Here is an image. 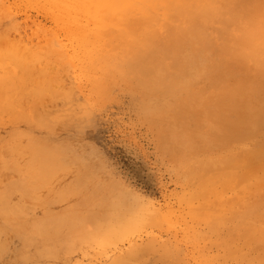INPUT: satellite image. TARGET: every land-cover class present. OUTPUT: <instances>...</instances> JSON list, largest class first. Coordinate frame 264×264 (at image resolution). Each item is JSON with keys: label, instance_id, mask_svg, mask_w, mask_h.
I'll return each instance as SVG.
<instances>
[{"label": "rangeland", "instance_id": "rangeland-1", "mask_svg": "<svg viewBox=\"0 0 264 264\" xmlns=\"http://www.w3.org/2000/svg\"><path fill=\"white\" fill-rule=\"evenodd\" d=\"M84 1L0 0V264H264V0Z\"/></svg>", "mask_w": 264, "mask_h": 264}, {"label": "bare ground", "instance_id": "bare-ground-1", "mask_svg": "<svg viewBox=\"0 0 264 264\" xmlns=\"http://www.w3.org/2000/svg\"><path fill=\"white\" fill-rule=\"evenodd\" d=\"M96 1V0H95ZM98 1V3L100 4V3H102L103 2V0H97ZM104 1H111V0H104ZM128 1V0H127ZM126 1V2H127ZM135 1V4H137V3H140L141 5H144V6H147V7H149V6H153V5H161L162 7L164 6V7H167V9H168V11H171V8H178V7H180V6H182L183 4H186V5H190V6H192L193 8L192 9H198V12H196L197 14H198V16L199 15H202V17H203V22H205L206 24H208V22L210 21V20H216V19H218L220 16H219V13L217 12V10H216V4H218L219 2H220V0H213V2H214V9H213V7H212V1H210V2H203V0H134ZM237 1V0H236ZM77 2H80V3H78V5H80V6H82V8H84V6H86L87 4H85V1L83 0V2L82 1H80V0H76V3ZM87 2V1H86ZM115 2H116V0H115ZM115 2H113V3H115ZM121 2H123V0L121 1V0H117V2L116 3H120V4H122V6H123V4L124 3H121ZM93 3V0H90V4L89 5H93L92 4ZM107 3V2H106ZM235 3V2H234ZM263 3V2H262ZM129 4V3H128ZM134 4V5H135ZM237 4V3H236ZM111 5V4H110ZM114 5V4H113ZM88 6V5H87ZM106 6V5H105ZM112 6V5H111ZM115 6V5H114ZM130 6V5H129ZM189 6V7H190ZM219 6H220V4H219ZM93 7V6H92ZM126 7H127V4H126ZM125 7V8H126ZM138 7H139V5H138ZM163 7V8H164ZM112 8H113V6H112ZM124 8V9H125ZM162 8V9H163ZM187 8V7H186ZM210 10H209V9ZM225 8V7H224ZM93 9H95V8H93ZM100 9V8H99ZM121 9V8H120ZM184 9V8H183ZM188 9V8H187ZM186 9V10H187ZM220 9V8H219ZM121 10H123V9H121ZM127 10V9H126ZM225 10V9H224ZM123 11H125V10H123ZM130 11V10H129ZM128 11V12H129ZM164 11V10H163ZM111 12H113V11H111ZM115 12V11H114ZM141 12V11H140ZM185 13L187 12V11H184ZM183 12V13H184ZM135 13V15H136V12H134ZM155 13V12H154ZM166 13V12H165ZM113 14V13H112ZM223 14V13H222ZM170 15V14H169ZM114 16V22H117L119 19H118V16L117 15H113ZM134 16V15H133ZM175 16V15H174ZM180 16V15H179ZM126 17V16H125ZM141 17V16H140ZM178 17V16H177ZM184 17V16H183ZM182 17V18H183ZM126 18H128V17H126ZM168 18H169V16H168ZM172 18H174V17H172ZM109 19V18H108ZM185 19V18H184ZM128 21H129V19H127ZM177 20V19H176ZM200 21H202L201 19H200ZM202 22V23H203ZM121 23V22H120ZM126 23H127V21H126ZM139 23V22H138ZM135 25V24H134ZM137 26V25H136ZM135 26V27H136ZM138 26L140 27V25L138 24ZM120 27V26H119ZM121 28V27H120ZM136 31H137V29H136ZM169 31H170V29H169ZM133 32V31H132ZM112 33H113V35H114V32L112 31ZM134 34V33H133ZM174 34V33H173ZM112 35V36H113ZM116 35H117V33H116ZM126 36H127V34H125ZM134 35H136V34H134ZM176 35V34H175ZM111 36V37H112ZM124 36V35H123ZM167 36V35H166ZM177 36V35H176ZM180 36V35H179ZM115 37V36H114ZM118 37V36H117ZM127 37H130V35H128ZM145 37V36H144ZM171 37V36H170ZM120 38H121V36H120ZM138 38V37H137ZM146 38L147 39H155L156 37H153V34H152V36H150V35H148V36H146ZM202 35H201V33H199V34H196L195 35V37H194V39H193V48H192V52L194 53V54H196L197 55V53H201L202 52ZM123 39H124V37H123ZM168 39V38H167ZM180 39V38H179ZM124 40H127V39H124ZM169 40V39H168ZM117 41V40H116ZM160 41V40H159ZM175 42V41H174ZM117 43V42H116ZM160 43V42H159ZM85 44V43H84ZM118 44V43H117ZM120 44V43H119ZM118 44V46H120ZM125 44H126V42H125ZM175 44V43H174ZM129 44H127V46H128ZM147 45V44H146ZM118 46H117V48H118ZM125 47V46H124ZM123 47V48H124ZM132 47V46H131ZM153 47H154V45H153ZM120 48H122L121 46H120ZM122 48V49H123ZM126 48V47H125ZM129 48V47H128ZM116 49V48H115ZM127 49V48H126ZM174 49L177 51V46L176 47H174ZM154 50H155V48H154ZM148 51H149V48H148ZM170 51V50H169ZM118 52V51H117ZM126 52V51H125ZM142 52V51H141ZM144 52V51H143ZM150 52H152V50L150 51ZM155 52V51H154ZM167 52V51H166ZM123 53V52H122ZM114 54V53H113ZM149 54V52H147V55ZM124 55H126L127 56V54H124ZM132 55H133V53H132ZM152 55H153V53H152ZM165 56V58H167V59H169L168 57H167V54L166 55H164ZM122 57V56H121ZM156 57V56H155ZM126 58V57H125ZM147 58H149V57H147ZM152 58V57H151ZM153 59V58H152ZM115 60H117V59H115ZM147 60V59H146ZM150 60V59H149ZM118 61V60H117ZM145 61V60H144ZM197 61V60H196ZM129 63H130V61H129ZM139 63L140 62H138V64L137 65H139ZM151 63V62H150ZM136 64V63H135ZM130 65H132L131 63H130ZM146 65V64H145ZM126 66V65H125ZM141 66V65H140ZM140 66H137V67H140ZM144 67V66H143ZM159 67V66H158ZM150 68V67H149ZM142 69V68H141ZM152 70H153V72L155 71V75H156V73H158L159 71H162L163 69H167L168 71L170 70L169 69V67L168 68H166V67H163V66H161L160 68H151ZM160 69H162V70H160ZM134 70V69H133ZM143 70H144V68H143ZM127 72V71H126ZM145 72V71H144ZM163 72V71H162ZM146 74H147V72H145ZM165 73V72H164ZM164 73H161V74H164ZM107 75V74H106ZM129 75V74H128ZM134 75V74H133ZM130 76V75H129ZM147 76V78H150L148 75H146ZM130 77H132V76H130ZM138 77H139V75H138ZM145 77V76H144ZM127 79V78H126ZM141 79V78H140ZM146 79V78H145ZM144 80V79H143ZM146 81H148V80H146ZM145 86V85H144ZM259 96V95H258ZM238 101H239V97H238ZM241 102V101H240ZM240 104V103H239ZM214 105V104H213ZM225 107H226V105H225ZM224 107V108H225ZM230 108V107H229ZM237 109V108H236ZM217 110V109H216ZM227 110V109H226ZM232 110V109H231ZM230 111V110H229ZM228 111V112H229ZM234 110H232L231 112H233ZM240 111V110H239ZM239 111H237V112H239ZM222 112V111H221ZM223 114V113H222ZM224 114H225V110H224ZM235 114V113H234ZM215 115H216V113H215ZM238 115V113L236 114V116ZM256 114H254L253 115V119L257 122V119H259L258 117H259V115L258 116H255ZM235 116V115H234ZM255 116V117H254ZM257 117V118H256ZM225 118H227V117H225ZM235 118H237V117H235ZM234 118V119H235ZM213 119H215V118H213ZM227 120L229 121V119L227 118ZM251 121L252 119H248V121ZM226 121V120H225ZM259 121V120H258ZM227 122V121H226ZM234 122H236V121H234ZM233 122V123H234ZM239 122V121H238ZM254 121H251V124L253 123ZM249 123V122H248ZM230 124V123H229ZM257 124V123H256ZM259 124V123H258ZM257 124V125H258ZM263 124V123H262ZM209 125V124H208ZM234 127L235 126H237V125H239L238 123H237V125L236 124H232ZM231 125V126H232ZM230 126V125H229ZM228 126V127H229ZM219 127V126H218ZM234 127H232V128H234ZM211 128H212V125H211ZM237 128V127H236ZM235 128V129H236ZM214 129V128H213ZM222 129V128H221ZM223 130L224 131H226L225 130V128H223ZM239 130V129H238ZM216 131V130H215ZM235 131V130H234ZM239 132V131H238ZM230 133H233L232 132V130H231V132ZM226 134V133H225ZM227 134H229V133H227ZM236 134H240V133H236ZM246 134L247 133H245L244 134V136H246ZM221 135V134H220ZM248 135V134H247ZM231 136H233L232 134H231ZM230 137V136H229ZM246 138H248V136H246ZM1 141V140H0ZM210 141V140H209ZM42 146V147H41ZM36 145V146H33V148H34V152H36V154H34V156L31 158V159H29L27 162H25V158L24 157H22L21 155H14L15 156V159H14V161H13V164H12V166L11 167H15V169L14 170H16V168H17V166H18V163L19 162H25L26 164H29L30 166V168H32V167H35V170L34 171H32V169H31V171H30V175L32 176V177H35V179H36V181H38V183L40 182V181H44V180H46L47 178H49L50 177V175H52L53 174V172H54V169H53V166L55 165V164H58V163H61V162H64V160L62 159V156H61V149H55V148H49V147H46V146H43V145ZM219 168V167H218ZM28 170H30V169H28ZM220 170H222V168L220 169ZM214 171L215 170H213V173H214ZM17 172V171H16ZM210 173V172H209ZM208 174V173H207ZM211 174H212V172H211ZM213 176V175H212ZM204 178V177H203ZM211 178V177H210ZM22 179V178H21ZM26 179V178H25ZM201 179V178H200ZM83 180V179H82ZM209 180V179H208ZM211 180V179H210ZM18 181V183L19 182H21V183H19L20 185H24V187H25V184H22V182H24V179H22V180H17ZM12 182V181H11ZM81 182V181H80ZM12 184H14L13 182H12ZM32 184V183H31ZM30 184V185H31ZM15 186V184L13 185V187ZM18 186V185H17ZM17 186L16 187H14V189L15 188H17ZM22 187V186H21ZM23 188V187H22ZM22 188H17L15 191V193L13 194V195H11L10 197H3V198H1L0 199V213H1V215H2V217L5 219V220H10L11 218H15V216H17L20 212H21V210H22V205L20 204V201H19V199H20V197H23L24 195L23 194H25V195H27V196H30L29 195V193L27 194V193H24V190L22 189ZM44 189V188H43ZM30 189H28V191H29ZM35 190H38V187H36L35 188ZM25 191H27V190H25ZM20 192H22L21 194H19ZM206 194V193H205ZM200 196V195H199ZM26 197V196H25ZM30 199H31V196L29 197ZM34 199V198H33ZM205 199V198H204ZM203 199V200H204ZM48 202H50V201H48ZM51 203H53V202H51ZM121 212V211H120ZM129 212V211H128ZM114 214V213H113ZM59 215H61V214H59ZM114 216V215H113ZM75 218V217H74ZM108 218V217H107ZM106 218V219H107ZM111 218H113V217H111ZM131 218V217H130ZM108 219H110V218H108ZM108 219H107V221H108ZM121 219V218H120ZM62 220H65L63 217H62ZM61 220V221H62ZM75 221V220H74ZM73 221V222H74ZM109 221H111V219L109 220ZM56 222H57V220H56ZM56 222H53L54 223V227L53 228H56V226H55V224L57 225V227L59 228V226L60 225H58L59 223H62V222H59V223H56ZM72 222V223H73ZM93 222V221H92ZM48 223V222H47ZM73 224H75V222L73 223ZM94 224H95V221H94ZM45 225H47V224H45ZM76 225V224H75ZM75 225H72V227L73 226H75ZM81 225H83V223L81 224ZM95 225H97V224H95ZM97 227V226H96ZM99 227V226H98ZM97 227V228H98ZM108 227V226H107ZM81 228H82V226H81ZM100 228V227H99ZM111 228V227H110ZM36 229H37V227H36ZM41 229H44L43 228V226H42V228ZM77 229V228H76ZM78 229H80V228H78ZM80 230H82V229H80ZM35 231V230H34ZM40 232V231H39ZM98 232H100V231H98ZM44 233H46V232H44ZM85 233V232H84ZM83 233V234H84ZM96 233V232H95ZM82 235V234H81ZM74 237H76V236H74ZM40 248V247H39Z\"/></svg>", "mask_w": 264, "mask_h": 264}]
</instances>
